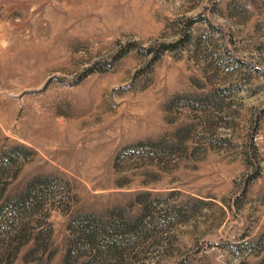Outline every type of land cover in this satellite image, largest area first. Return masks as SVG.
Segmentation results:
<instances>
[{
	"label": "rangeland",
	"instance_id": "1",
	"mask_svg": "<svg viewBox=\"0 0 264 264\" xmlns=\"http://www.w3.org/2000/svg\"><path fill=\"white\" fill-rule=\"evenodd\" d=\"M22 194L0 264H264V0H0V206ZM87 215L138 222L130 260L78 247Z\"/></svg>",
	"mask_w": 264,
	"mask_h": 264
},
{
	"label": "trees",
	"instance_id": "2",
	"mask_svg": "<svg viewBox=\"0 0 264 264\" xmlns=\"http://www.w3.org/2000/svg\"><path fill=\"white\" fill-rule=\"evenodd\" d=\"M169 48H172V46H169ZM28 197L29 194H22L17 197L15 201H6L5 204L0 206V227H2V225L5 223L4 221L1 222L3 220V216L10 214L7 213V211H16L20 209L19 207H17V205L23 207L24 211V213H11V216H7V224L3 225L1 230V235H3V237L2 239H0V256L1 254H3L7 255L8 258H10V256H13L18 252L19 246H21L22 244L20 243V245L17 246L19 244L18 240L23 238L24 236H28L30 238L33 235V228H31V232H29L28 227V219H31V215L30 213L26 212L30 209L29 206H26V203L28 202V200L31 202L33 200L29 199L30 197ZM137 203L142 205L143 217H145L146 212L150 211V207L145 206L138 199ZM10 206L13 208L9 209ZM2 211L5 212L3 213ZM8 217L11 219L10 224L8 223ZM73 224H75L74 231L77 242L76 244L78 245V247L84 246L83 248L88 252H97L99 253V255L102 254L104 257L112 261L126 262L130 260V250L127 246V243L125 245V240H127V238H131L127 235H132L135 233L138 228V222H130L128 220H122L119 223L102 222L90 215H87L77 218ZM50 235V231L46 232V237H44L45 235H40V233H37L35 235L36 237L34 240L35 244L37 245L35 249H37V251H40L41 255L45 253L46 244L43 243L44 241H42L41 245H38V242L42 240L40 239V237L43 236L47 243ZM14 244H16V248L13 247ZM10 261L11 259L6 264H11ZM40 261L36 264H48L42 263Z\"/></svg>",
	"mask_w": 264,
	"mask_h": 264
}]
</instances>
